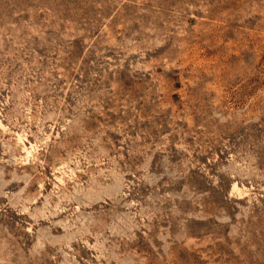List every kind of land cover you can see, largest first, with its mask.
<instances>
[{"label":"rangeland","instance_id":"374dc122","mask_svg":"<svg viewBox=\"0 0 264 264\" xmlns=\"http://www.w3.org/2000/svg\"><path fill=\"white\" fill-rule=\"evenodd\" d=\"M0 264H264V0H0Z\"/></svg>","mask_w":264,"mask_h":264}]
</instances>
